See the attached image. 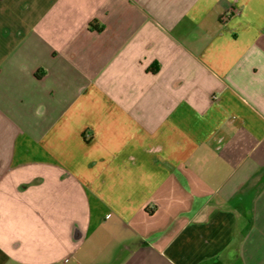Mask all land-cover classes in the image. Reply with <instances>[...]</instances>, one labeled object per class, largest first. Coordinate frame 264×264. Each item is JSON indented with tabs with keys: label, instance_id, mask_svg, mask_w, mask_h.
<instances>
[{
	"label": "crops",
	"instance_id": "crops-1",
	"mask_svg": "<svg viewBox=\"0 0 264 264\" xmlns=\"http://www.w3.org/2000/svg\"><path fill=\"white\" fill-rule=\"evenodd\" d=\"M0 264H264V0H0Z\"/></svg>",
	"mask_w": 264,
	"mask_h": 264
}]
</instances>
